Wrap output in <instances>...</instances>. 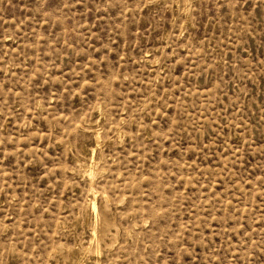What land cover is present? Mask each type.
Segmentation results:
<instances>
[{"label":"rangeland","instance_id":"374dc122","mask_svg":"<svg viewBox=\"0 0 264 264\" xmlns=\"http://www.w3.org/2000/svg\"><path fill=\"white\" fill-rule=\"evenodd\" d=\"M0 264H264V0H0Z\"/></svg>","mask_w":264,"mask_h":264},{"label":"bare ground","instance_id":"6f19581e","mask_svg":"<svg viewBox=\"0 0 264 264\" xmlns=\"http://www.w3.org/2000/svg\"><path fill=\"white\" fill-rule=\"evenodd\" d=\"M90 206H91V205H90ZM91 208L93 209L94 212H96V206H95V204H94V199H93V203H92V207H91ZM92 209H91V210H92ZM93 231H95V229H94Z\"/></svg>","mask_w":264,"mask_h":264}]
</instances>
